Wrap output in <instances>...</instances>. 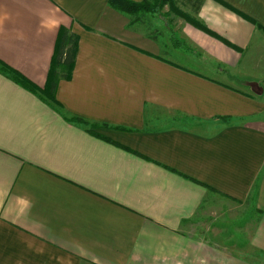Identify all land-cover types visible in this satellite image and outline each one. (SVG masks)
Masks as SVG:
<instances>
[{
    "label": "crops",
    "instance_id": "obj_1",
    "mask_svg": "<svg viewBox=\"0 0 264 264\" xmlns=\"http://www.w3.org/2000/svg\"><path fill=\"white\" fill-rule=\"evenodd\" d=\"M61 28L56 104L0 71V264H252L190 232L248 200L264 258V0H0V61L43 89Z\"/></svg>",
    "mask_w": 264,
    "mask_h": 264
},
{
    "label": "trees",
    "instance_id": "obj_2",
    "mask_svg": "<svg viewBox=\"0 0 264 264\" xmlns=\"http://www.w3.org/2000/svg\"><path fill=\"white\" fill-rule=\"evenodd\" d=\"M169 0H153V3L142 2L134 3L129 0H108L109 5L121 12L128 14H138L139 12H154L159 11ZM206 33L231 46L227 41L218 38L215 34L205 28H201ZM78 47V37L70 33L65 28H61L58 32L55 50L51 58L50 67L47 73L46 82L43 89L29 82L18 72L9 68L6 64L0 61V71L3 74H8L19 86L26 90L38 94L41 98L56 104L55 92L57 84L60 80H69L71 78L72 69L75 65V58ZM72 120L84 123L86 122L80 118H72ZM91 129L96 128V125H91Z\"/></svg>",
    "mask_w": 264,
    "mask_h": 264
},
{
    "label": "rangeland",
    "instance_id": "obj_3",
    "mask_svg": "<svg viewBox=\"0 0 264 264\" xmlns=\"http://www.w3.org/2000/svg\"><path fill=\"white\" fill-rule=\"evenodd\" d=\"M253 209L250 200L237 202L225 209L222 215L206 214L193 221L190 232L208 243L217 244L225 254L231 253L252 264H261L264 258H256L255 250L249 244L250 228L255 217Z\"/></svg>",
    "mask_w": 264,
    "mask_h": 264
}]
</instances>
